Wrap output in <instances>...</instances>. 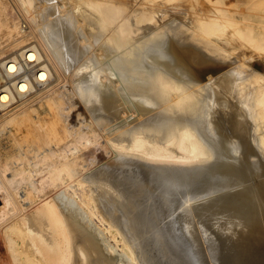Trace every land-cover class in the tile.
Here are the masks:
<instances>
[{
    "label": "bare ground",
    "instance_id": "1",
    "mask_svg": "<svg viewBox=\"0 0 264 264\" xmlns=\"http://www.w3.org/2000/svg\"><path fill=\"white\" fill-rule=\"evenodd\" d=\"M225 1L0 0V264H118L93 217L133 264L175 220L264 244V35Z\"/></svg>",
    "mask_w": 264,
    "mask_h": 264
},
{
    "label": "rangeland",
    "instance_id": "2",
    "mask_svg": "<svg viewBox=\"0 0 264 264\" xmlns=\"http://www.w3.org/2000/svg\"><path fill=\"white\" fill-rule=\"evenodd\" d=\"M225 2L229 8H230L231 4H234V5H231L232 9H230V10L234 11V9H235L236 12L241 13L242 18L246 19L245 22H242V24L246 25L247 29L250 32H253L254 34H257V35H264V31L261 28L264 26V0H226ZM235 4H236V6H235ZM46 5H47V3L44 1H40V3H39L41 10ZM60 6L61 5L58 3L57 7H60ZM197 13H198L197 11H192L190 15L191 16H197ZM21 23L23 24L25 22L22 21ZM243 51L241 50L240 54L245 53V51L244 52ZM226 61H228V60H224V62H226ZM64 76L67 79V80L65 79V81H66L65 83H67V84L65 85L64 88L61 87V91L65 95L64 100L69 104L73 100V95H72L71 89H67L68 87L66 88V86L70 85L69 81H71L73 79V76L70 73H65ZM32 108H34V109L37 108V111L40 112L39 103L36 102L32 106ZM220 112L222 115L220 117V121L223 119H228L229 117L232 116V113H230L229 110H227V109H223ZM123 120H124V117H123ZM124 123L126 124V123H128V121L124 122ZM104 137H105V135H104ZM10 145H11V139L10 138L7 139V135L6 136L0 135V156H1L0 159L1 160L2 159L6 160V158L10 154L15 153V152L10 151ZM110 149L105 150L107 158H106V161L102 163V165H104L108 162H111L112 160L115 159L116 155H115V153L111 147H110ZM6 155H8V156H6ZM71 199L73 200V197ZM75 200L77 201L76 197H75ZM75 200H73V201H75ZM94 218L95 217H93V219L91 221V228L94 230L95 233L100 234V236L103 238L102 241H104V242H102V245L104 247L105 252L107 251L106 254H108V255L111 254L112 256L117 255L118 257H116V256L115 257L118 259V261H117L118 264H125V263L133 264V262L131 263L130 260L126 261V259H128V258L124 254L122 248L120 247L121 244H118L116 242L117 243V245H116V243L114 241H112V239L110 241V236L106 235V234H108V232L107 231H106L107 233L103 232V231H105L104 229L101 231L100 229H102V228L99 224V220L97 218L96 219H94ZM171 225H170L171 228L168 229L169 232L166 233L167 236L164 237V239L161 243L158 242L159 246L157 245L158 247L155 251L156 254H157V252L158 253L161 252L160 255L158 254V256H157V259L159 256L161 257V258L159 257V260H158L160 263H161L160 260L162 259V262L164 264H168V263L169 264H193V263L194 264H264V244H263V242H252L250 237L246 234L238 233L237 231H235L237 233L234 232L235 233V235H233L234 236V242H227V241H229L228 240L229 238H227V237H223L224 240L222 242H220L219 241L220 240V233L217 230V228H212V227L207 226V225L199 226V225L195 224V221L192 222L191 219H187L186 221H183V222L175 220L171 223ZM172 229H173L174 233L171 231ZM100 231H101V233H99ZM208 235H209V237H208ZM169 236H170V238H169ZM104 237H105V239H104ZM189 237H190V239H189ZM164 240H165V242H164ZM170 240H172V241H170ZM109 242H110V244H109ZM235 244H237V245H235ZM111 245H112V247H111ZM161 248L164 250H161ZM117 249H118V251H117ZM137 263H138V260H137Z\"/></svg>",
    "mask_w": 264,
    "mask_h": 264
},
{
    "label": "built area",
    "instance_id": "3",
    "mask_svg": "<svg viewBox=\"0 0 264 264\" xmlns=\"http://www.w3.org/2000/svg\"><path fill=\"white\" fill-rule=\"evenodd\" d=\"M37 47H36V45H35V43H30V45H28V47H27V49H33L37 54H38V51H37V49H36ZM15 61H16V64H17V66H18V68H19V70H21V73H19V75H22V69H23V67H27L28 65H32V63H33V61H29V59H27L26 57H22V56H18V57H16V59H15ZM18 75V76H19ZM4 77H7V75H6V70H5V68L3 67V66H0V79L1 78H4ZM30 79H33L32 77H27L26 78V80H27V82L30 80ZM34 80V79H33Z\"/></svg>",
    "mask_w": 264,
    "mask_h": 264
}]
</instances>
